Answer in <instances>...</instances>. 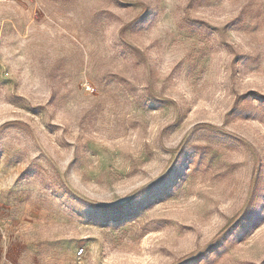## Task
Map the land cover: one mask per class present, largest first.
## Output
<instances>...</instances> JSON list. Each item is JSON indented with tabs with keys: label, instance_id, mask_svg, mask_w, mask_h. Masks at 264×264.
Returning <instances> with one entry per match:
<instances>
[{
	"label": "rangeland",
	"instance_id": "obj_1",
	"mask_svg": "<svg viewBox=\"0 0 264 264\" xmlns=\"http://www.w3.org/2000/svg\"><path fill=\"white\" fill-rule=\"evenodd\" d=\"M0 264H264V0H0Z\"/></svg>",
	"mask_w": 264,
	"mask_h": 264
},
{
	"label": "built area",
	"instance_id": "obj_2",
	"mask_svg": "<svg viewBox=\"0 0 264 264\" xmlns=\"http://www.w3.org/2000/svg\"><path fill=\"white\" fill-rule=\"evenodd\" d=\"M82 252H83V251H80V252L78 253V255L81 256V255H82Z\"/></svg>",
	"mask_w": 264,
	"mask_h": 264
}]
</instances>
